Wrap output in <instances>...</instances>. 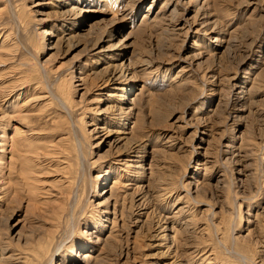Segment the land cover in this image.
<instances>
[{"label":"rangeland","instance_id":"rangeland-1","mask_svg":"<svg viewBox=\"0 0 264 264\" xmlns=\"http://www.w3.org/2000/svg\"><path fill=\"white\" fill-rule=\"evenodd\" d=\"M85 254L264 264V0H0V264Z\"/></svg>","mask_w":264,"mask_h":264},{"label":"bare ground","instance_id":"bare-ground-1","mask_svg":"<svg viewBox=\"0 0 264 264\" xmlns=\"http://www.w3.org/2000/svg\"><path fill=\"white\" fill-rule=\"evenodd\" d=\"M74 9H76L75 7H74ZM119 75H120V77L122 76V77H124V73L123 72H120V73H116L115 74V76L111 79V80H109V81H115V83H119V81H120V79L119 78H116V80H114V78L117 76V77H119ZM126 75V74H125ZM126 78V77H125ZM118 79H119V81H118ZM122 79V78H121ZM135 158V157H134ZM137 158H141V157H137ZM136 159V158H135ZM131 162V161H130ZM130 162H127L126 163V166L128 165V166H132L131 164H129ZM138 163V162H137ZM139 196V195H138ZM140 202H142V200L140 201ZM164 224H166L165 223V221L163 222ZM159 227H160V225H159ZM164 227V226H163ZM167 227V226H166ZM160 229H162V228H160ZM163 229H165V228H163ZM165 231V230H164ZM159 232H161V230H159ZM163 234V233H162ZM158 236V235H157ZM162 237V236H161ZM164 237V236H163ZM4 247V246H3ZM3 260V259H2ZM17 260V259H16ZM83 260H84V264H98L97 263V261L96 260H94V259H92L91 258V255H88V254H85L84 255V258H83ZM4 262V261H3ZM176 263V262H175ZM174 263V264H175Z\"/></svg>","mask_w":264,"mask_h":264}]
</instances>
